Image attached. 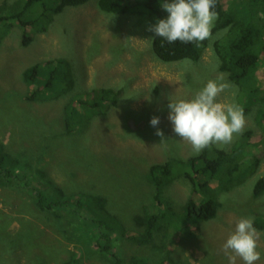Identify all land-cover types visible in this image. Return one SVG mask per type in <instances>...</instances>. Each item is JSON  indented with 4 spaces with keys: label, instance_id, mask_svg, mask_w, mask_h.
Masks as SVG:
<instances>
[{
    "label": "rangeland",
    "instance_id": "374dc122",
    "mask_svg": "<svg viewBox=\"0 0 264 264\" xmlns=\"http://www.w3.org/2000/svg\"><path fill=\"white\" fill-rule=\"evenodd\" d=\"M15 1L0 0V4ZM220 1L224 5L225 0ZM156 22L150 16L105 12L97 0H89L67 7L45 32H24L18 25L10 28L0 45V142L7 154L17 158V172L41 179L42 171L43 178L67 197L103 196L108 214L126 229L141 232L132 217L157 211L154 187L147 177L149 167L194 156L191 145L172 130L169 101L191 99L208 80L222 76L231 87L217 102L239 105L246 123L243 133L230 144L214 146L228 151L250 131L241 152L242 161L252 168L246 164L241 181L219 193L220 207L213 219H191L181 228L173 224L162 228L145 248L117 240L111 251L142 255L151 264H229L222 245L236 222L264 215V192L253 193L256 181L264 177V126L257 105L245 111L237 85L220 68L212 44L225 32L212 34L198 60L164 62L153 53L150 39L154 33L147 30ZM24 37L30 38L26 44ZM53 58L72 62L76 86L59 97L29 99L31 86L25 81V70ZM256 76L264 87V65H259ZM101 88L120 94L103 114L88 120L84 116L87 106L73 103L79 112L74 119L78 123L73 124L72 98ZM153 116L159 118L155 127L150 124ZM157 128L163 131V139L155 134ZM190 194L191 186L183 177L165 188L164 197L175 211L173 220ZM81 217L90 221L86 214L75 216L64 233L53 214L40 210L20 182L0 186V264H113L112 254L99 251L97 224L87 226ZM256 231L260 259L255 264H264V230ZM235 264L243 261L237 257Z\"/></svg>",
    "mask_w": 264,
    "mask_h": 264
},
{
    "label": "trees",
    "instance_id": "16d2710c",
    "mask_svg": "<svg viewBox=\"0 0 264 264\" xmlns=\"http://www.w3.org/2000/svg\"><path fill=\"white\" fill-rule=\"evenodd\" d=\"M89 0H16L11 4H0V45L5 34L14 25L26 32L28 29L45 32L54 17L67 7L85 4ZM164 0H97L99 9L110 13H131L138 16H150L156 21L167 13L162 9ZM218 17L214 22L212 34L225 32L224 37L213 42L218 55L220 68L228 72L229 78L238 87V99L245 106V111L252 104L257 105V114L264 126V87L256 76L259 65H264V0H225L224 5L216 0L215 9ZM30 40L24 37V44ZM210 39L199 46L195 43L168 44L162 38L153 35L152 51L164 62H176L185 59L198 60L208 47ZM25 81L31 86L28 98L38 100L53 98L70 93L77 82V70L66 58H53L38 62L24 72ZM120 93L109 89H95L85 94L76 95L70 102L72 123L79 112L73 103L87 106L84 114L88 120L93 115L103 114L114 103ZM76 104V105H77ZM250 131L232 149L226 151L214 145L205 148L198 155L187 160L170 159L163 163H154L149 167L147 177L154 187L153 206L156 212L149 210L144 214H135L134 224L141 229L135 232L120 224L117 217L106 212L107 200L100 195L83 193L67 197L63 190L50 180H46L42 171L41 179L30 176L28 172L16 171L17 158L7 154L0 142V186H15L19 182L21 189L29 192L33 203L46 212H51L66 232L79 215L82 223H96L100 231L101 253L112 254L113 264H151L146 257L133 253H114L111 251L117 240L137 248L149 247L157 232L174 225L181 228L188 220L207 221L218 212L219 193L230 190L241 181L246 172L245 160L242 161V147ZM252 168L251 163L247 164ZM252 173V172H251ZM183 177L191 186V194L183 206L181 214L175 220L172 202L164 197L165 188L176 178ZM264 192V177L259 178L253 189L255 196ZM179 221L182 222L181 226ZM87 222V223H86ZM256 229L264 230V215L253 219ZM165 264V263H163ZM175 264V263H174Z\"/></svg>",
    "mask_w": 264,
    "mask_h": 264
},
{
    "label": "clouds",
    "instance_id": "9594fccd",
    "mask_svg": "<svg viewBox=\"0 0 264 264\" xmlns=\"http://www.w3.org/2000/svg\"><path fill=\"white\" fill-rule=\"evenodd\" d=\"M215 4L216 0H164L161 7L167 15L149 25L147 30L168 44L180 42L199 46L212 36L211 30L218 17ZM230 87L221 76L208 80L191 99L169 101L168 119L172 130L191 145L194 155L212 145L223 147L230 144L234 136L243 133L246 123L243 109L234 103L217 102V97ZM150 124L157 126L159 118L153 116ZM155 134L164 137L159 128ZM222 251L229 264H235L237 257L243 264H255L260 259L257 231L251 217L236 222L234 231L222 245Z\"/></svg>",
    "mask_w": 264,
    "mask_h": 264
}]
</instances>
